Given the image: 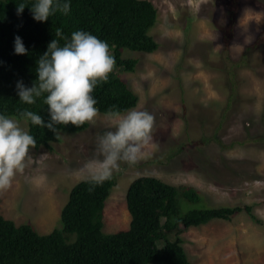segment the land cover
Here are the masks:
<instances>
[{
  "label": "rangeland",
  "instance_id": "1",
  "mask_svg": "<svg viewBox=\"0 0 264 264\" xmlns=\"http://www.w3.org/2000/svg\"><path fill=\"white\" fill-rule=\"evenodd\" d=\"M149 1L157 20L148 33L158 46L150 53L124 50V57L136 59L134 68L114 71L138 98L121 115L133 109L151 113L154 146L137 165L121 163L113 174L102 231L128 228L126 189L134 178L150 175L174 187H193L205 206L250 205L259 219L240 212L180 226L191 264H264V34L250 67L239 70L230 101L226 73L264 27V0H236L231 23L228 0ZM113 124L110 114L99 112L95 126L59 132L49 147L31 149L32 163L0 193V215L16 225L31 224L38 234L59 228L70 188L87 176L85 165L97 158V137L114 130Z\"/></svg>",
  "mask_w": 264,
  "mask_h": 264
},
{
  "label": "trees",
  "instance_id": "2",
  "mask_svg": "<svg viewBox=\"0 0 264 264\" xmlns=\"http://www.w3.org/2000/svg\"><path fill=\"white\" fill-rule=\"evenodd\" d=\"M24 2L22 13L17 4ZM71 6L65 15L57 12L45 22L33 19L31 6L35 0H0V115L19 118L24 109L50 121L46 94L34 105L19 100L17 84L31 88L37 80V61L54 39L60 46L70 41L74 31H85L105 41L115 58L116 69L133 70L135 58L123 56V51L150 53L158 44L148 31L157 20V9L149 0H61ZM236 0H228L231 11ZM235 8L228 21L234 20ZM59 30L60 35H57ZM264 27L245 45L226 68L229 79L228 101L236 95L240 69L250 67V55L263 40ZM20 37L26 54L15 53V39ZM262 37V39H261ZM227 59H229L227 57ZM100 113H124L137 103V95L114 71L107 83L92 93ZM27 131L37 141V147H49L58 139L47 128L27 122ZM88 124L75 127L57 125L58 132H79ZM115 184V178L89 191L85 179L75 183L60 211V227L47 234H38L29 223L16 225L0 215V264H191L181 238L180 226H198L211 220H227L245 212L252 221L259 219L250 205L205 206L202 195L193 187L172 186L163 180L142 175L134 178L125 192L130 214L127 229L104 233L102 211L105 200ZM174 237L171 239L170 235Z\"/></svg>",
  "mask_w": 264,
  "mask_h": 264
},
{
  "label": "clouds",
  "instance_id": "3",
  "mask_svg": "<svg viewBox=\"0 0 264 264\" xmlns=\"http://www.w3.org/2000/svg\"><path fill=\"white\" fill-rule=\"evenodd\" d=\"M28 6L17 4V13ZM33 19L45 22L57 12L67 15L70 4L61 0H35L30 7ZM57 35H60L57 30ZM20 37L15 39V53L26 54ZM115 58L109 45L85 31H74L70 41L60 46L57 40L48 45V50L37 61V80L33 87L17 84L19 100L25 105H34L36 99L46 94L50 121L28 109L19 113V120L0 115V193L10 190L19 174L32 163L30 150L37 147L36 139L21 127L20 120L34 126L47 128L59 135L57 125L81 127L95 126L99 109L92 93L98 85L107 83L115 70ZM114 130L97 137V158L85 165L89 191L113 178L121 163L129 167L137 165L146 157L149 146H154L155 117L144 110L133 109L126 114L110 112Z\"/></svg>",
  "mask_w": 264,
  "mask_h": 264
}]
</instances>
